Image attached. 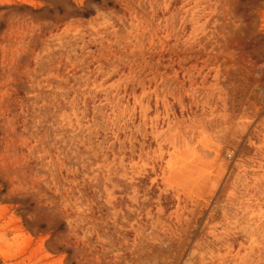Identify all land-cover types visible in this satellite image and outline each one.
I'll return each mask as SVG.
<instances>
[{
  "label": "rangeland",
  "instance_id": "obj_1",
  "mask_svg": "<svg viewBox=\"0 0 264 264\" xmlns=\"http://www.w3.org/2000/svg\"><path fill=\"white\" fill-rule=\"evenodd\" d=\"M0 264H264V0H0Z\"/></svg>",
  "mask_w": 264,
  "mask_h": 264
},
{
  "label": "trees",
  "instance_id": "obj_2",
  "mask_svg": "<svg viewBox=\"0 0 264 264\" xmlns=\"http://www.w3.org/2000/svg\"><path fill=\"white\" fill-rule=\"evenodd\" d=\"M108 5H110V6H111V4H110V3H108Z\"/></svg>",
  "mask_w": 264,
  "mask_h": 264
}]
</instances>
